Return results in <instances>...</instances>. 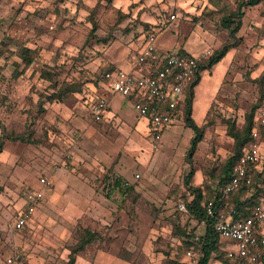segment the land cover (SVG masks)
I'll return each mask as SVG.
<instances>
[{"label": "rangeland", "instance_id": "rangeland-1", "mask_svg": "<svg viewBox=\"0 0 264 264\" xmlns=\"http://www.w3.org/2000/svg\"><path fill=\"white\" fill-rule=\"evenodd\" d=\"M244 1L0 0V138L28 139L2 137L0 263L14 256L12 264H65L84 229L95 239L74 264L183 259L180 230L195 221L178 205L191 200L192 189L209 198L219 194L236 150L228 130H241L246 114L264 101V0L243 6L234 36L221 24ZM177 13L155 44L179 47L185 39L213 52L230 46L227 59L203 70L194 86L188 106L203 138L190 160L194 132L184 115L165 127L153 149L127 98L116 95L100 121L84 104V92L102 81L109 60L130 58L153 23ZM22 48L33 51L26 66ZM40 176L50 187L38 184ZM116 178L126 186L113 187ZM28 188L43 198L23 231H13Z\"/></svg>", "mask_w": 264, "mask_h": 264}, {"label": "built area", "instance_id": "built-area-1", "mask_svg": "<svg viewBox=\"0 0 264 264\" xmlns=\"http://www.w3.org/2000/svg\"><path fill=\"white\" fill-rule=\"evenodd\" d=\"M174 16L170 15V19ZM155 29L148 30L141 49L131 60L133 71L114 68L103 75L102 83L106 91L120 96H127L129 104L137 113L138 121L145 123L147 136L151 138L150 147L157 149L162 140L163 130L171 125L179 102L183 99L190 84L200 72L202 61L213 53L210 47L202 49L196 55H187L179 51L158 50L155 46ZM107 97L97 96L87 100L92 118L100 121L107 111ZM264 127V102L255 110L250 130V140L244 144L242 153L233 166L231 176L220 189V198L224 200L216 205L213 200L203 204L206 221L214 233L223 239L232 241L237 250L227 252V257L234 264H264L261 261L264 236L255 231V225L264 222V205L255 206L248 215L239 213L229 204L228 197L240 189L251 188L253 166L263 158L260 154L261 131ZM138 177V175L136 176ZM40 186H49L47 177L39 178ZM127 182L124 181L123 185ZM264 187V179L260 183ZM22 197L25 207L13 222L15 230L22 229L32 219L36 205L43 198L39 189H27ZM180 211H186L180 202ZM199 236L191 239L198 244ZM14 257H7L2 264H12ZM194 248H185L181 264H197Z\"/></svg>", "mask_w": 264, "mask_h": 264}, {"label": "trees", "instance_id": "trees-1", "mask_svg": "<svg viewBox=\"0 0 264 264\" xmlns=\"http://www.w3.org/2000/svg\"><path fill=\"white\" fill-rule=\"evenodd\" d=\"M259 1L260 0H245L244 2L239 4L238 8L234 12H231L230 14L223 16L221 24L225 28L229 29L230 36H234L235 32L241 26L240 22H241V18L243 16V6L247 5V4L250 6H254L257 3H259ZM210 2L214 3L215 0H210ZM229 47H230L229 45H223L220 49L214 51L210 57H208L204 61H202V64H201L202 66L200 67V70H202V68L209 69V68L213 67L214 64L221 61L222 58L226 55L227 51L229 50ZM32 52L33 51L28 49V48H22L20 50L19 58H20V60L24 66L29 65L31 63V60H33L32 56L30 55ZM110 70H112V68L105 70L102 74V78H103V75ZM198 81H199V74L196 76L195 80L188 87V96H187V100L185 101L186 106H188L189 102H191V99L193 97V90L192 89L198 83ZM254 108L251 110V112L246 114L245 123H244V126L241 130H236L234 125H231L229 130H228L230 135L235 140L234 145H235L236 150H235L234 154L226 161V166L224 168V176L218 182L220 186L221 185L223 186L226 182L229 181L232 168L236 164L239 156L242 153V149L244 147V145H243L244 142L250 140V130H251V125H252V119H253V116L255 113L254 111L257 109V107H256V109H254ZM190 110L191 109L188 106V109H185V112H184V122H185L186 126L191 127L193 129V132H194V135H193L191 141L189 142L190 147H189L188 153H187L189 160L191 159L192 155L195 153V150L197 148V146H196L197 143L200 142L203 138V130L200 126L196 125L194 123V121L191 119V117H190L191 111ZM2 132H3V128H2ZM2 137L7 138L10 141L19 140L22 142H28V139L25 138L24 136L18 135L15 137H7V135H3L0 138V149L2 146V139H3ZM192 176H193V171H190L187 175V179L191 178ZM255 181H256V177H253L252 182H251V185H252L251 187L254 186ZM112 186L115 188H124V186H126V185H123L122 180H120L119 178H116L115 180H113ZM192 191H193V197L191 198V200H189V202H187V204H185V207H186V211L189 214L194 213V215L196 217H198V219H205L206 218L205 211L201 207L202 203H205L207 200H213L216 205H221L224 203V200L220 198V191H219V194L211 196L210 198L202 195V192L199 189H192ZM243 191H244V189H240V190L236 191L237 193L236 192L231 193L229 195L227 201L229 202V204L235 206L239 213L246 216L250 213L252 208L258 204V202L254 198H251V199L248 198V199H245V201H240L239 195L242 194ZM177 230H180V228L177 227ZM180 231H181L180 233L182 235V238L184 239V241H183L184 247H186V248L190 247L191 246V242H190L191 241V234H192L191 230H180ZM94 239H95V234L90 232L88 229H84L83 238H81V240H79V242L74 247L69 249L68 260H67V262H65V264H74V262L76 261V256L80 252H82L84 250L85 246L90 244ZM217 242H218V236L214 233L212 228L209 227L208 232L206 234V237L202 241L203 256L200 259L199 263H197V264H206L207 258L209 257V254L211 252H213L215 254L216 259L222 261V258L219 255L220 251L217 250V248L215 247ZM170 263L171 264H181L179 259L178 260L173 259Z\"/></svg>", "mask_w": 264, "mask_h": 264}, {"label": "crops", "instance_id": "crops-1", "mask_svg": "<svg viewBox=\"0 0 264 264\" xmlns=\"http://www.w3.org/2000/svg\"><path fill=\"white\" fill-rule=\"evenodd\" d=\"M258 4V3H257ZM256 4V5H257ZM248 5V4H247ZM250 6V5H249ZM251 7V6H250ZM170 15H173L174 16V18L173 19H170ZM170 15H168V20H165L164 22H161V23H159V22H155V23H153L150 27L151 28H154L155 29V33H156V40H157V36H158V34L166 27V24L168 23V21L170 22V21H173V20H176L178 17H179V14L177 13V14H170ZM147 21H151V20H147ZM149 27V28H150ZM195 28V27H194ZM193 28V29H194ZM147 32L148 31H146L144 34V37L146 36V34H147ZM201 32H203V31H201ZM184 41H185V39L183 40V42L181 43V45H179V47H163V46H161V45H158V43L156 42V44H155V46H156V48L158 49V50H160V51H162V50H169V51H179V52H181V53H184V54H187V55H196V54H198L199 52H201L202 51V49H204V48H206V47H210L211 49L213 48V47H211L209 44L208 45H206L205 47H202V48H200V49H197V48H195L194 46H191V47H189L188 45H185V43H184ZM143 42H144V38H143V40H142V42H141V45L139 46V47H137V50H136V52L135 53H137L140 49H141V47H142V45H143ZM135 53H133V55L135 54ZM228 54H229V50L227 51V53H226V55L223 57V59L224 58H226L227 59V56H228ZM133 55L129 58V56H128V60L127 59H117L116 57H114V62H112L111 60H109L108 61V63L111 65V68L112 69H114V68H120V69H125V70H127V71H133V67H132V65H131V60H132V57H133ZM225 59V60H226ZM126 60H127V62H126ZM115 63H117V64H115ZM217 63H219V62H217ZM217 63L216 64H214V66H213V68H216L218 65H217ZM203 70H207V68H202V70H200V72H199V79H200V74L202 73V71ZM208 71V70H207ZM199 82V81H198ZM215 85V84H214ZM195 87H196V85H195ZM195 87L193 88V89H195ZM192 89V90H193ZM212 94H213V92H212ZM105 96V97H107V99H108V101H107V111H108V106H109V104L111 103V101H113V99L115 98V96L116 95H118V94H112V93H109V92H107L106 91V89H105V87L103 86V83H102V81H100V83L98 84V86L96 87L95 85H92L91 86V89H87L85 92H84V98H85V100H84V104L87 106L86 108H88V104H87V100H89V98H96L97 96ZM120 96V95H119ZM123 96V95H122ZM121 96V97H122ZM187 96H188V90L186 91V94H185V96L183 97V99L179 102V105H178V107H177V110H176V113H175V118H178V117H180L181 115H184V112H183V110H185V101L187 100ZM210 96H212V95H210ZM123 97H125V98H127L128 100H129V98L127 97V96H123ZM209 101V99L206 101V104L205 105H203L204 107H203V115H204V113L206 112V109H207V102ZM128 103H129V101H128ZM191 110H192V108H191ZM88 111H89V114L91 115V112H90V109L88 108ZM106 111V112H107ZM119 111V110H118ZM191 113H192V111H191ZM203 115L201 116V118L199 119L200 121L202 120V118H203ZM92 116V115H91ZM190 117H191V114H190ZM137 124V123H136ZM146 126V125H145ZM145 129H147V127L145 128ZM165 129V128H164ZM164 131V130H163ZM263 140H261V142H259L260 143V145H261V147H260V154H261V156H263V158L260 160V162L258 163V164H256L255 166H253L252 167V169H251V171H250V173H251V175H252V178L253 177H256V181L254 182V186L253 187H251L250 189L249 188H245L244 189V191L242 192V194H240L239 195V199H240V201H245V199H251V198H254V199H256L257 200V202H258V204L257 205H264V187L260 184L261 183V180L262 179H264V142H262ZM41 177V176H40ZM124 182V181H123ZM48 187H50V186H48ZM28 189H30V188H28ZM32 189H34V188H32ZM237 193V192H236ZM216 195V194H215ZM214 196V195H213ZM203 204L204 203H202L201 204V207L203 208ZM256 205V206H257ZM254 208V207H253ZM252 208V209H253ZM182 212H185V213H188L187 211H182ZM189 214V213H188ZM190 216H191V218L195 221V223L193 224V228L191 229V239L194 237V236H199V238H200V241H199V243L198 244H196V245H193L192 243H191V246L194 248V250H195V254H196V257L198 258V261H200V259L202 258V256H203V253H202V241L205 239V237H206V234H207V232H208V228H209V226H208V224H207V221H206V218L205 219H198V217H196L195 215H194V213L193 214H189ZM16 218V217H15ZM15 220V219H14ZM14 220H13V222H14ZM13 222H12V225H11V229L13 230V231H23V229L27 226V224H26V226H24L22 229H19V230H15L14 228H13ZM256 227H255V231L257 232V234L260 236V237H263L264 236V222H262V223H260V224H256L255 225ZM197 227V232L195 231V229L194 228H196ZM184 230H185V228H184ZM193 231V232H192ZM190 246V247H191ZM215 247L217 248V250H219L220 251V253H219V255L221 256V258H222V261L221 260H218V259H216V256H215V254L213 253V252H211L210 254H209V257L207 258V262H206V264H234L235 263V261L234 260H231V259H229L228 257H227V252H229V251H232V252H235L236 250H237V247H236V245L232 242V241H230V240H227V239H223V238H219L218 237V242H217V244L215 245ZM262 257H261V261L262 262H264V247H263V249H262ZM9 257H14V256H9ZM6 258V257H5ZM5 258H4V260H5ZM3 260V261H4ZM3 261H1V263L0 264H2V262ZM180 262H181V260H180ZM13 263V262H12Z\"/></svg>", "mask_w": 264, "mask_h": 264}]
</instances>
